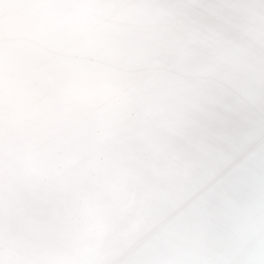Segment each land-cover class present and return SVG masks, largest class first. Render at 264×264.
I'll list each match as a JSON object with an SVG mask.
<instances>
[{"label": "clouds", "instance_id": "clouds-1", "mask_svg": "<svg viewBox=\"0 0 264 264\" xmlns=\"http://www.w3.org/2000/svg\"><path fill=\"white\" fill-rule=\"evenodd\" d=\"M0 264H264V0H0Z\"/></svg>", "mask_w": 264, "mask_h": 264}]
</instances>
